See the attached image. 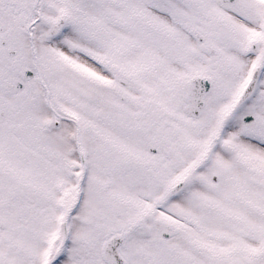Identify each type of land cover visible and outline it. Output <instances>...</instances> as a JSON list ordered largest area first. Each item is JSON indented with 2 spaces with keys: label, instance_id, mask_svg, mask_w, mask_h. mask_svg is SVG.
<instances>
[{
  "label": "rangeland",
  "instance_id": "374dc122",
  "mask_svg": "<svg viewBox=\"0 0 264 264\" xmlns=\"http://www.w3.org/2000/svg\"><path fill=\"white\" fill-rule=\"evenodd\" d=\"M110 1L45 0L44 22L38 27L42 31L58 17L64 15L68 18L69 26L64 34L48 42L49 45L53 44V47L48 48H54L57 62L64 66H50L51 70L47 69V72L53 85L58 84L61 71V78L80 72L89 81H95L97 126L104 125L103 97L107 80H110L111 85L119 86L118 80L124 78L131 85L142 88V93L130 94L133 104H139L143 95L151 92L150 88L157 91L159 83L152 82L157 76L163 80L160 82L163 84L160 94L168 93L175 99H178L182 88L185 89L183 82L193 70L212 74L216 78L217 90L210 97L208 108L200 121L195 124H175L207 129L208 151L204 150L200 158H194L186 167L176 166L169 181L165 183L170 185L172 180L189 173L190 184L185 192L165 206H161V199L141 200L134 209L135 213L151 211L150 214L155 218H166L175 224L177 235L167 248H157L146 235L147 229H141L131 240L133 252L128 255L138 253L135 258L131 257V264H218V255L229 264H242L248 261L247 250L251 252V264H264V68L255 96L227 125L221 140L216 141L223 116L250 78L251 67H256L251 66L252 62L258 64L261 60L264 66V0H239L231 12L221 10L216 0H206V3L204 0H124V4L128 3L127 9L130 8L125 21L122 19L125 11L121 7L107 5ZM185 1L192 3L185 4ZM5 2L9 4L8 8H5ZM12 3L18 7V11L19 7L30 5L32 0H0V24L8 28L17 26V31H25L28 24H25L21 13L17 16L12 14ZM107 11L118 14V23L115 25L119 29L112 26V22L109 23ZM137 11L141 14L138 15ZM214 18L213 25L211 19ZM193 28H198L206 36L205 47L193 40L190 33ZM155 30L157 32L152 33ZM169 32L171 42L164 40V43L158 45L156 40L161 41ZM252 42L258 46V54L254 56L249 50ZM208 46L218 50L217 56L207 54ZM165 49L180 51L178 58L184 62L176 60ZM2 50L7 52V48L0 46V58L3 56ZM5 65L0 60V106L9 109L8 120L0 126V264H45L54 257L59 246L62 234L60 220L65 214L55 210L44 218L42 216V219L38 215L42 222L46 220L45 246L38 241L39 236H33V240L30 238L31 244L27 243L29 245L26 246L31 253H26L31 260L25 263V254L16 255L15 258L13 256L10 244L11 217L7 215L6 206L16 194H29L34 191L35 185L41 189L40 183L30 181L33 173L29 172L27 164L38 163L32 154H40L42 140L35 141V149L30 146L27 148V141L31 139L27 135L31 132L30 128H34L32 133H35L49 122H54L55 118L43 115L41 92L37 83L20 94L21 97L30 96L28 104H35L38 109L30 113L33 117L19 107L23 104V98H12L6 94L3 79L14 76L19 66L12 68ZM154 66L165 67L156 76ZM77 83L79 80L76 78ZM64 87L67 88L66 85ZM165 97L162 99L166 100L170 96ZM153 99L154 103L159 102L156 101L157 96ZM139 113L157 116V111L150 106ZM247 114L256 115V128L248 129L244 126L243 117ZM10 138L18 146L15 150L10 146L14 142ZM210 143L212 146H209ZM48 168L50 171L54 166L48 164ZM215 173L219 175L218 183L212 181ZM221 191L232 196L228 198ZM234 207L236 211L233 217L231 214L225 215L227 211H233ZM206 212L207 227L199 235L190 222L187 224L185 220L191 219L193 224L200 223ZM1 224L4 228H1ZM249 224L250 230L247 229ZM218 226L222 228L218 230ZM38 229L36 226L34 233ZM241 233L244 236H240ZM71 244L67 243L55 264H77L71 258ZM200 247L213 255L211 261L202 262ZM85 250L88 248L81 247L80 253ZM97 252L98 248L94 247L91 264H104Z\"/></svg>",
  "mask_w": 264,
  "mask_h": 264
},
{
  "label": "flooded vegetation",
  "instance_id": "af4514ba",
  "mask_svg": "<svg viewBox=\"0 0 264 264\" xmlns=\"http://www.w3.org/2000/svg\"><path fill=\"white\" fill-rule=\"evenodd\" d=\"M35 4L32 12L29 9L25 11V20H31L26 31L11 29L7 32L6 26H0L2 34L7 32L0 39L6 42L5 47L9 46L7 56L4 51L0 59L6 62L5 66H19L13 77H19L25 69L33 72L25 90L35 83L39 84L43 115L56 118L35 133H32L34 128H30V135L35 134L36 137L30 139L27 148H34L35 141L41 139L42 142L40 154H32L38 163L29 162L33 173L29 179L32 183H40L41 189L32 185L34 191L12 196V202L6 206L7 215L11 217L9 231L14 258L23 253L25 263L31 260L26 253H31V250L26 245L31 244L30 238L33 240V236H39L41 245L45 242L46 236L42 230L46 229V220L42 222L41 219L55 210L58 213L66 212V215L72 210L68 219L69 237L73 247L71 258L77 264H91L94 247L102 248L109 238L125 229L129 221H136L140 225L120 248L121 255L126 259L128 257L129 262L131 257L137 255H128L133 252L131 240L141 229H147L146 235L153 245L170 246L177 235L170 221L164 217L155 218L150 211L139 214L133 209L127 212V208L141 199L162 197L167 189L165 183L169 181L174 168L188 164L202 153V145L207 140L205 128L175 126L178 116H183L185 92H181V103L171 99L160 100L161 94L157 91L143 96L139 104H133L130 94L141 93V88L130 85L127 80L119 81L118 88L106 85L104 126L96 127L94 96L87 101L78 99L77 90L72 85L73 79L70 75L61 78L62 71L57 85H53L49 77L47 69L51 70L50 66H64L57 62L54 48H48L53 45L48 42L57 40L61 34L52 36L51 24L42 31L38 30L42 25L38 23L42 22L38 7L44 9L45 3L44 0H35ZM34 15H37L36 20H33ZM12 51L15 53L13 57L9 54ZM156 96V101L160 103H154ZM11 97L23 98V104L19 107L32 116L30 113L36 106L28 104L30 96ZM128 105L137 112L150 106L157 111V116L144 113L130 116ZM116 110L120 118L113 121ZM70 112L78 116L80 123L72 120ZM184 117V120L198 121ZM48 164L53 165L54 169L49 171ZM36 226L39 229L34 233ZM63 227L62 242L67 233L65 220ZM201 229L198 227V231ZM39 242L36 245L39 246ZM81 247L88 250L80 253ZM207 252L202 250V257L205 258Z\"/></svg>",
  "mask_w": 264,
  "mask_h": 264
},
{
  "label": "water",
  "instance_id": "95a60500",
  "mask_svg": "<svg viewBox=\"0 0 264 264\" xmlns=\"http://www.w3.org/2000/svg\"><path fill=\"white\" fill-rule=\"evenodd\" d=\"M236 2V0H218L219 5H221L222 7H224L225 9H229L233 6V4ZM64 25L63 22H59L57 24V28H62ZM196 37L201 41L202 38L199 35H196ZM211 53H215L214 50H210ZM190 88L192 90L191 95L189 96V100L192 104V106L190 108H188V112L190 114L193 113V111L195 110V106H197L198 108H200L203 105L204 102V98L207 95V93L210 90L211 87V80L208 78H204V77H196L193 78L190 84ZM23 87V85H21V82H9L8 83V89L10 91L13 92H18L20 91V89ZM193 88V89H192ZM255 88V84L252 85V87H250L249 91L247 94H245L239 103H241L242 101H244L245 99L249 98ZM6 117V113L4 110L0 109V122L4 121ZM229 119V117L227 118ZM245 123L247 125H251L253 124V119L252 117H246L245 118ZM183 187V183L179 182L174 188L171 189V191L169 192V194L167 195V197L165 198V200H167L168 198L172 197L173 195L177 194L179 192V190H181V188ZM135 230V226L133 225L131 228H129L128 230H126L125 232H123L122 234L116 235L114 238H112V240L108 241L104 248H103V258L104 260L108 263V264H127L119 255L118 253V247L124 242V240L126 239V237L131 234L133 231Z\"/></svg>",
  "mask_w": 264,
  "mask_h": 264
}]
</instances>
